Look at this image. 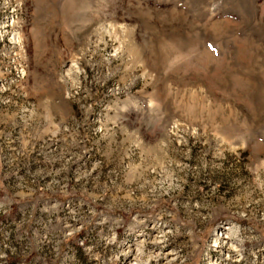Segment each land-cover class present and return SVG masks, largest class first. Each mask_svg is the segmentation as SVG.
Instances as JSON below:
<instances>
[{"label": "rangeland", "instance_id": "1", "mask_svg": "<svg viewBox=\"0 0 264 264\" xmlns=\"http://www.w3.org/2000/svg\"><path fill=\"white\" fill-rule=\"evenodd\" d=\"M0 264H264V0H0Z\"/></svg>", "mask_w": 264, "mask_h": 264}]
</instances>
